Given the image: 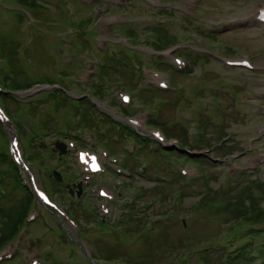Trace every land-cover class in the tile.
<instances>
[{
    "label": "rangeland",
    "instance_id": "374dc122",
    "mask_svg": "<svg viewBox=\"0 0 264 264\" xmlns=\"http://www.w3.org/2000/svg\"><path fill=\"white\" fill-rule=\"evenodd\" d=\"M114 1L37 0L39 6L42 8V12L46 15L40 19L32 8L25 5L27 4L25 2H20L19 0H0V38L4 37L9 39L12 44L19 45L18 51L22 56L21 65L24 68L22 71H26L24 74H19L20 76L15 82L23 85L29 80H40L41 76H36V74L45 72L43 69H48L52 73H55L56 69L54 68H57L58 70H64L68 73L66 81L71 83V88H74L73 83L75 80H88L87 73H89V71L86 68V62L88 60L102 58L97 50L96 43L100 45H103L106 42L110 45L120 44L119 42L122 41L120 40V37L122 36L121 34L130 27L139 32L140 42L138 43L142 45L141 38L152 41V38L154 37V34L150 31L146 33L147 29H149V27L154 28L157 23H164L170 31L177 34L181 39L179 44L169 46L177 48L178 51H180V54L182 50L192 48L191 44L193 41L190 39V37H192V33L190 32L195 30L202 32L208 42L211 45H214V48L213 46L207 48V50L212 53L211 58L207 55H200L197 63L191 60L190 62L194 65L192 75L180 76L181 82L177 84L182 90L177 94L163 95L165 105L169 97L176 96L180 101V108L174 109L170 107L165 109L162 113V122L165 125L167 122H169V124L172 123L177 128L182 126L186 127V124H184L186 122L184 115L192 114L196 120L190 122L187 126L190 130V139L194 141L193 133L198 129V124L201 123L200 120L208 119L212 122V126L206 132H211L210 136L212 137V142L215 143V146L218 144L216 142L218 136H223L222 132H225L226 136L224 140H228V145L236 148L237 154L220 160L214 145L210 146L211 153L209 156L215 158L214 160L216 163L212 168L210 167L213 171L207 169L204 170V174L205 176L207 174L213 176L211 182V187H213L211 189L213 192L222 186L227 187L226 181L228 180L226 179L225 162L237 160L242 164H246L253 155L264 153V116L261 117L260 113V110L264 109V101H261L258 98L256 99L254 96V93L261 89V87L257 88L258 80L264 78V31L261 27L254 25L250 19L251 13L257 7L264 6V0H203V2L200 0L199 4L195 7V10L197 9L198 11L195 20L197 24L202 27V30L186 26L185 19L182 16L183 10L188 8L193 9V4L190 5L188 1L196 0H165L167 5L173 9L175 15H168L167 13L162 12L165 11V9L161 11L153 10L142 3L134 1L132 2V8H122L118 12H109V10H107L100 14V17L97 15V18H95L97 9H105L107 5H113ZM155 3L160 4L161 2L157 0ZM128 6H131V4H128L127 7ZM123 15L127 16L130 21H134L135 23L127 24L125 27L122 26L117 29L116 26L120 24L122 20L120 17H123ZM110 18H113L114 20L111 21ZM242 19H247L248 21V24L243 28L239 27L237 24V20L241 21ZM212 32L217 34V39L207 34ZM137 39L139 40V38ZM138 48L142 49L143 46H138ZM227 48L233 49L229 55L225 52ZM113 52L117 54L119 50L114 49ZM127 52H130L131 55V67L139 62V60L152 64V60L149 59L147 55L146 57L141 56V54L135 56L131 53L132 51L127 50L126 53ZM136 52L141 51L136 50ZM242 54L251 55L260 67V71L256 74H252L245 71L228 70L223 68L217 60V57L228 56L237 58L238 55ZM38 55L46 58L45 65H41L38 62ZM109 58L115 59L108 54L104 55L102 58L104 68L98 70V74L101 78L107 79L110 77L106 76L105 73ZM0 59L2 58L0 57ZM1 63L4 62L0 60V66H6ZM7 68L9 70L10 66L7 65ZM49 76H51V74ZM118 78L120 77H118L116 73H112L111 79H113V81H109L111 82L110 84L106 83L107 88L106 96L104 97L105 100L110 101L114 97L117 98L115 90H121L124 88L123 86H115L114 82L123 80V82L129 86V80L127 78ZM10 82L7 83V86H10ZM145 84L147 83H144L143 81L141 87L143 86L146 88ZM130 88L131 90L133 89V92L131 91L134 96L133 108L139 110L138 113L148 112V108L144 107L142 110L136 108V106L143 103L141 102L142 100L140 99L139 94L140 87L133 88L132 86ZM75 89L77 90V87H75ZM188 99L191 101V107L190 103L186 105ZM147 103L150 104V106H148L151 111L156 112L154 105L161 103V99H155L153 103ZM40 108L42 109L40 110ZM47 108L48 105L46 103L40 105L38 108L36 117L39 121H42L43 119V109ZM27 109L28 108L26 107H21L20 110L22 113L20 119H25L28 123L25 125L23 122L25 131L37 130L39 134L44 133L45 130L39 128L38 121L36 119L33 121L26 113ZM24 115L26 117H24ZM149 116L150 114H148L147 118H149ZM155 116H158V114H155ZM68 117L69 111L65 110H63V116L59 118L57 117L59 125L63 122L59 126L60 131H67L71 127L70 123L72 118ZM62 119H66L65 122ZM189 120L191 121V119ZM73 126H75V124H73ZM84 130V128H81L77 133L79 138H86L88 132ZM61 134L63 133L53 131L48 136L44 135V140L38 139L37 142H44L46 146H49V148L52 149L55 148V143L57 141L62 140L67 143L68 141L66 142V139H70L68 135ZM260 135L263 136L259 140L258 138ZM97 141L98 144L102 146L98 139ZM124 145L128 146V151L131 147H134L132 142H128L123 144L122 147L119 146L115 153H111L123 160ZM165 146L172 147L171 140H169ZM197 150L202 152L203 148ZM255 152L257 153L255 154ZM46 155H50L49 150H47ZM125 157L130 160L134 159V156L125 155ZM62 158H64V156ZM65 159L67 160V164H64ZM65 159H61L59 155H57L56 158L49 160L50 162L48 163V166L57 167L56 169L69 179L68 175L70 173L68 171L65 172V168L63 167L64 165H69L71 168L70 172L75 175L73 182L70 183L73 185L77 182L78 167L77 164H75L71 153H69ZM189 164V166L198 165L196 162H189ZM153 170L159 173L161 177H167V171L164 169L155 167ZM132 171H134V176L127 181L128 183H132L124 189L123 194V202H126V204L134 201L138 192L143 193L145 189L150 190L156 183L153 181L155 176L149 177L146 174H140V171H135V169ZM35 172L39 177L38 169L35 168ZM249 176L253 179L258 177V179H260L258 181L264 182V165L258 172L251 173ZM248 179L249 178H243L239 182L233 184L231 186L232 189L237 188L239 185L250 186V184L246 182ZM175 188L177 190L172 192L171 203L162 200L160 201L155 197H149L148 194L145 199L142 197L136 200L139 212L142 213V210H145L148 221L151 219L148 226H151L153 223H156V221L161 219L163 221L171 218L169 222H175L174 224H170L171 227L169 233L171 240L164 243L165 245H158V252L154 256L146 255L147 264H201L203 261L202 252L204 250H207V253L212 250L217 251L215 253L214 261L219 262V264H231V260L237 256L240 248L250 242L249 239L245 241L244 239H241L235 242L237 236L246 233L243 231L244 227L233 231V238L230 240L229 245H227L226 250L220 252L221 246L218 242H220L222 238L228 237L230 233L228 230L229 225H226L225 220L221 218V211L209 210L207 204L204 205L203 210H197L196 214L192 213L190 210V207L200 200L201 194L205 191V187L201 184H197L194 187L176 186ZM235 191L236 190H234L233 193ZM180 193L183 194L181 201H183L184 208L180 209V212L177 210L175 212L172 205L177 204L178 199H176V195ZM208 193L210 196L214 195L211 191H208ZM253 194L255 196H262L258 191H254ZM54 198L58 202H62L56 196H54ZM211 198L212 197H210V199ZM160 203L162 204L161 207L159 206ZM246 204H248V202ZM166 206L170 207V213H172L170 216L164 214ZM37 214L39 217H43L45 213H43L41 208L38 207ZM48 220L50 223V227H48L49 233L46 234L45 228L35 229V227H33L26 240H37L43 245L45 253L49 252L51 249L54 256L67 259V254L69 252L68 247H60L59 245L52 247L50 245V241L58 239L56 235L59 234L60 231L50 219ZM184 221L186 224H190V228H183ZM79 222L84 226L83 221ZM159 223L157 226L160 228L163 223L160 225ZM244 223L247 224L246 221H244ZM191 228L193 233L192 237L189 239L186 237V233L190 235ZM179 239L182 240L179 241ZM113 240L114 242L117 241L115 237ZM240 241L243 242L239 243ZM255 241L256 245L254 250L257 251L260 249L259 246L264 241V235H258ZM149 242L150 241H148L146 245ZM189 244L192 245V247L187 248ZM101 245L102 244H100V246ZM199 249L201 250L200 252ZM136 250H138L137 246L133 247L128 252L131 255H135ZM148 253L150 252L145 249V254ZM228 253L229 255H227ZM142 255L144 256V253ZM119 258H124V256ZM139 259H142V256ZM1 264H21V262L20 258H16L15 260L5 261ZM117 264L120 263L117 262Z\"/></svg>",
    "mask_w": 264,
    "mask_h": 264
},
{
    "label": "trees",
    "instance_id": "16d2710c",
    "mask_svg": "<svg viewBox=\"0 0 264 264\" xmlns=\"http://www.w3.org/2000/svg\"><path fill=\"white\" fill-rule=\"evenodd\" d=\"M19 1L27 3L26 5H28L35 11L38 18L42 19L46 16L45 13L42 12V8L39 6L36 0ZM157 33L158 37L155 43H153V45L158 49H162L163 47H167L171 44L177 43V41L179 40L178 35L170 31V29L167 27L160 28ZM18 46L19 45L17 44H12L9 39H6L4 37L0 38V57H5L13 73H15L14 78H12L10 82L11 88H27L32 85V83H36L37 81H59L61 83H64L66 74L65 72H59L56 76L53 77L47 74H40V76H42V80H29L26 84H17L15 80L18 79L19 74L21 73L19 67L17 66L20 60ZM188 57H190L195 63H197L199 60V58H193L191 55H188ZM108 60L109 63L105 71L106 76L112 77V73H116L118 77H120L118 79L127 78L129 80V83L132 84V86L133 84H137V80H139L140 76H137L134 69L131 67L130 60L125 53L121 54L117 59L109 58ZM38 62L41 65H45L46 58L44 56L38 55ZM94 90L97 94H104V88L99 85L94 86ZM162 96L163 94L159 95V93L156 92L149 96L146 95L144 99L152 100L153 98ZM2 98L6 103H10V101L12 100V98L9 96H2ZM179 102L180 101L178 98H176V96L169 97L166 105L159 107L160 114L158 118L154 119L153 123L159 126L166 127L169 135L181 138L184 146H193L190 143L187 128H177L172 123L169 124V122H167L165 125L162 122V113L165 111V109L170 107L174 108ZM48 103L50 106V112L43 113V119L41 121V126L48 131H57V126H59L57 120L58 113H60L62 110L70 109L72 111L73 116L70 126L74 127V130H76L75 126L77 128L86 127L95 130H100V128H102L101 130H104V133L108 135V137H106L104 134L101 135L99 133L98 135L100 139L103 141L108 140L107 144L110 145L114 150H117L119 146L130 140H134L138 144H140L142 148L141 155L144 157L143 160H146L145 158L151 159V162L153 164L152 167L149 165L148 170L152 173H156L153 170L155 167L164 169L168 172L167 176L171 178L170 182L156 181V184L154 185L152 191L145 190V196H147V194L149 196H153L158 193H162L164 200L168 201L170 197V191L175 189L173 185L175 183L177 185L178 182L173 178L172 165L169 159L167 160L166 158L162 157L160 153H150L149 143L151 141L146 136H142L132 129L111 122L109 119L106 118V116L99 114L96 108L88 101H82L73 104L68 98H66L62 94L54 92L49 96ZM17 109L18 108L15 107L11 110L17 112ZM31 111L33 112V115L36 116V113L38 112V106H32ZM201 123L203 125V128H205V130L207 131L210 126L209 120L204 119L201 121ZM72 124H75V126H73ZM222 134L223 136H218L217 140H222L225 138L226 133L222 132ZM29 140V146H32L30 158L34 160L42 159V156L44 157V154L39 151V146L31 144H34V138H30ZM200 142L203 146L211 145V140L208 138L207 135H204ZM217 151L220 156H224L234 154L236 148L224 142L217 147ZM202 164L206 165L208 169L212 166V162L207 158L203 159ZM138 165L139 162H137L136 166L138 167ZM152 173H148V175H152ZM51 183L53 191L55 193L61 194L63 192V190L60 189V183H58L53 178H51ZM248 184H250V186L239 185L235 189H232L231 185H229L227 188L221 187L219 190H216L214 192L216 196H218L219 198L225 197L226 200V204L216 210H220L221 212L229 213L231 215V217L229 216L230 218L227 217L229 219H225L226 223H230V225H232L229 230V236L222 238V240L218 242L221 246L220 249L222 251L226 250L227 245H229L230 240L233 238V231L237 230L238 228L244 227L247 230L244 236L240 235L236 237L238 241L247 236V234L255 233V230L257 229H260V232L264 231V210L259 207L260 199L253 194L254 192L252 193L253 189H258L264 197V182L253 180L249 181ZM202 185L206 188L207 192L201 196L198 205L204 208V205L207 204L210 199L208 191L213 192L211 189L210 175H208V177L202 182ZM234 190L236 191L233 193ZM33 199L34 198L31 191L23 183V179L19 173L18 168L12 163L10 159L8 151V139L6 137V133L0 125V248L3 246L4 243L10 240L19 229L23 227L25 220L30 213ZM247 202L248 204H246ZM193 208L196 209L195 207ZM134 218H137L139 221L137 230L142 231L146 223L145 215H141V219H139L138 215L135 214L132 219ZM244 221H246L247 224H245ZM170 227V224L163 223L156 233L151 234L150 236H148L147 239L141 242L142 244L140 245V248L135 255H131L128 252L129 244L128 237L126 235L120 236L116 234H110L108 235L109 237L107 239H100V242L102 243L101 248L103 256L104 258L112 261H115L116 259H121L126 263L147 264L146 255L154 256L158 252V245H165L164 243H167L171 240L169 233ZM192 233L193 232L191 229L190 235L186 233V237L190 239L192 237ZM114 237L117 239L116 242H114L113 240ZM181 240L182 239H179V241ZM148 241L150 242L146 245ZM64 242L67 243L66 238ZM190 247H192V245L189 244L187 248ZM145 249L148 250L150 253L145 254ZM200 251L201 250L199 249V252ZM216 252L217 251L212 250L211 252L207 253V250H204L202 252L203 261L201 264H219V262L214 261ZM143 253L144 256L142 255ZM122 256H124V258H119ZM141 256L142 259H139ZM231 261V264H252L254 260L252 258H246L244 260L243 257H234V259H232Z\"/></svg>",
    "mask_w": 264,
    "mask_h": 264
}]
</instances>
